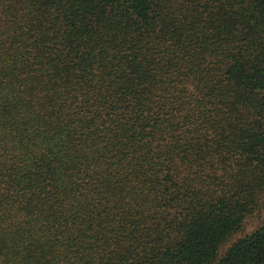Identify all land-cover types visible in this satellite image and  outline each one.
<instances>
[{"label": "trees", "instance_id": "16d2710c", "mask_svg": "<svg viewBox=\"0 0 264 264\" xmlns=\"http://www.w3.org/2000/svg\"><path fill=\"white\" fill-rule=\"evenodd\" d=\"M264 0H0V264H264Z\"/></svg>", "mask_w": 264, "mask_h": 264}, {"label": "rangeland", "instance_id": "374dc122", "mask_svg": "<svg viewBox=\"0 0 264 264\" xmlns=\"http://www.w3.org/2000/svg\"><path fill=\"white\" fill-rule=\"evenodd\" d=\"M264 223V196L257 208L248 214L242 224V228L234 235L233 241L241 239L256 231Z\"/></svg>", "mask_w": 264, "mask_h": 264}]
</instances>
